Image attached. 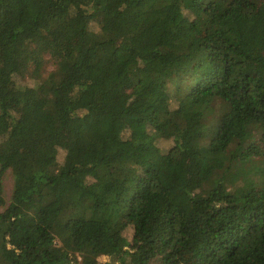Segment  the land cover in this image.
<instances>
[{
	"label": "trees",
	"instance_id": "obj_1",
	"mask_svg": "<svg viewBox=\"0 0 264 264\" xmlns=\"http://www.w3.org/2000/svg\"><path fill=\"white\" fill-rule=\"evenodd\" d=\"M0 264H264V0H0Z\"/></svg>",
	"mask_w": 264,
	"mask_h": 264
},
{
	"label": "rangeland",
	"instance_id": "obj_2",
	"mask_svg": "<svg viewBox=\"0 0 264 264\" xmlns=\"http://www.w3.org/2000/svg\"><path fill=\"white\" fill-rule=\"evenodd\" d=\"M148 46H145V48H147ZM45 64L44 67L42 68V73H48L53 69V63L49 60V59H45ZM218 70H221L222 68L220 67V65L216 66ZM34 74V68L30 67L28 69L27 75H26V80L30 81L33 79V75ZM119 107V106H118ZM118 128V123H116V131ZM2 184H3V196H4V200L6 202V204H8L10 202L11 199V194H12V189H13V179H12V175L10 173V171H7L2 178ZM125 236L127 238H129L131 232L130 230H125L124 232ZM189 257V256H188ZM188 260H190V258H187ZM109 259L107 257H100L99 261L101 263L107 262Z\"/></svg>",
	"mask_w": 264,
	"mask_h": 264
}]
</instances>
